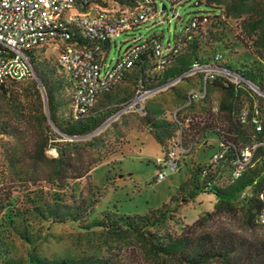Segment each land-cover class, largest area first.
<instances>
[{"label":"trees","instance_id":"16d2710c","mask_svg":"<svg viewBox=\"0 0 264 264\" xmlns=\"http://www.w3.org/2000/svg\"><path fill=\"white\" fill-rule=\"evenodd\" d=\"M105 1L107 0H97V4L103 6ZM113 1L119 4L121 10L133 11V7L137 4L136 0ZM200 3H205L210 7L214 5L213 7L217 8L212 7V10L193 16L199 20L196 33L186 43L182 52L174 57L167 69L161 73L157 72L151 58L152 52L148 51L142 55L122 82L101 94L97 102L102 96H107L110 100L109 93L134 74H139L136 81L140 86H143L144 75L149 72L159 73L163 77L161 84L163 85L189 70L194 60L202 62L201 58L196 57L192 59L191 63L186 64L182 55L189 45L197 41L200 28L210 20L211 13L216 15L214 9H220L227 17L245 16L243 19L244 28L252 43L249 46L247 41L244 40V42L248 47H252L257 56L264 61V0L195 1V4ZM205 18L206 20H204ZM149 38L162 40V36L159 34H153ZM72 39L88 45L92 43L91 40L82 37L79 33ZM113 43L116 46L115 41H106L102 45L98 52L99 58H108ZM45 46H38L29 53L35 72V76L29 77V87L32 90L30 94L14 92V90L6 87L7 83L17 81H8L0 86V97L7 99V102L12 106L10 110L0 108V133H10L13 130L22 132L25 126L31 124L34 117H37L41 124H45L48 132L41 138H36L31 150H25L23 153L25 160L30 161L34 167L29 181L35 186L43 182L52 183L62 191L58 193L38 190L35 196L29 198L31 204L28 209L36 217L45 220L65 221L71 219L81 221L89 217L97 199L91 198V196L85 197L82 192L78 198L73 194L68 196V193L63 192V190L66 191V188L71 187L70 181L73 179L92 178V170L114 150H103V143L98 136L82 141L70 139L63 142L58 141V139L65 138L64 136L81 137L91 134L103 124L107 116L106 114L103 116L91 114L95 106L85 114H78L75 111L73 94L77 88V83L59 65L58 57L56 62L52 63L37 56V53ZM220 64L232 70L229 64ZM232 71L244 78L239 85L233 84L222 76H217L207 82L205 98L200 100L206 104L203 118L200 119L194 114L183 115L181 114L182 108L177 111L175 116V111L166 113L162 105L153 103L147 104V112L144 116V122L149 132L161 146L163 156L168 152L171 145L178 143L181 126L183 131L182 142L187 148L194 146L201 136L210 133L217 137L213 151L217 149L219 141L230 143V150L224 160L213 162L211 159L212 152L208 161L191 163L189 168L191 170L189 178L196 181H194L195 190L192 198L199 191H213L216 200L212 210L200 213L193 223H185L179 230L172 225L175 216L170 213L166 203L161 207L149 209L145 213H119L104 210L101 217L86 227L88 230L92 227L100 228L99 231L93 230L92 233H98L100 237L104 238V250L107 254L82 256L80 258L65 257L54 260L35 255L31 258L32 263L132 264L131 262H134L141 264L139 259L126 261L121 257V248L124 245L128 247L131 245L133 248L129 254L130 258L135 256L138 258L136 253L138 251L135 248H140L148 257L153 259L154 264H210L216 260L223 264H264V238L251 239L221 220L223 217L232 219L238 217L243 224L249 228H254L258 226L264 213V145H259L256 148L252 164L243 171L241 176H233L231 164L232 159L239 154L242 148L264 141V127L261 131H256L253 124H244L240 120L242 109L248 107L251 114L255 110L258 111L264 124V104L250 105L246 103L244 90L247 91V89L243 84L247 83L254 91L258 92L255 89L258 88L264 93V66L255 64L243 70L233 69ZM186 78L189 77H182V80ZM40 84L43 85L47 95L49 117L60 135L50 125L46 124L48 121L50 123V120L46 110H43L45 100ZM201 86L202 75L199 87ZM215 90L221 92L218 112H214L212 109L214 102L211 94ZM62 91H68L70 96L68 114H65L66 102L61 98ZM262 96L264 99V95ZM178 120L182 122V125ZM50 145L57 146V156L50 157L46 154V148ZM185 155L180 161L178 171L183 169L184 164H186ZM246 189H250V193L243 195ZM14 190L8 184H0V213L5 209L7 201L13 196ZM67 196L72 200L71 204L66 203ZM109 239L118 242L120 246H118L120 249L118 252L115 253L111 250L113 246L109 243Z\"/></svg>","mask_w":264,"mask_h":264},{"label":"rangeland","instance_id":"374dc122","mask_svg":"<svg viewBox=\"0 0 264 264\" xmlns=\"http://www.w3.org/2000/svg\"><path fill=\"white\" fill-rule=\"evenodd\" d=\"M195 1L185 0L177 4L170 0L163 2L159 0L160 8L163 3L167 6L164 21L142 23L133 30L123 32L116 38V46L113 43L107 63L116 60L119 51L127 46L126 39L129 36H141L142 39H146L153 34H159L162 36L163 44L169 42L173 45L176 34L181 32L182 25L191 17L217 8L213 7L214 5L212 8L205 3L195 4ZM105 2L103 6L110 10L119 8V4L113 0ZM214 10L216 15L211 13L210 20L200 28L197 41L184 51L182 57L186 64L191 63L193 58L199 57L205 64L227 63L232 70H243L255 64L264 66V61L257 56L254 49L244 42V40L247 41L249 46L252 43L244 28L245 16L232 18L225 16L220 9ZM59 45V42L50 43L41 49L37 56L55 63ZM138 76L139 74L129 76L111 91L110 100L107 96L99 99L91 114L96 116L106 114L107 117L94 132L84 137L64 136L65 138L58 139L61 142L66 139L82 141L98 136L103 143V150H114L92 170V178L73 179L70 181L71 187L66 188V191L63 190L68 193V196L73 194L78 198L82 192L85 197L91 196L97 199L93 211L84 220H45L36 217L28 209L31 204L29 198L35 196L38 190L58 193L62 191L52 183L43 182L35 186L29 181L34 167L30 161L25 160L23 153L25 150H31L36 138H41L48 132L45 124H41L37 117H34L31 124L25 126L22 132L13 130L10 133H0V184H8L15 189L5 209L0 213V264H33L31 258L35 255L54 260L107 254L104 250V238L98 233H92L93 230L99 231L100 228L92 227L88 230L86 227L101 217L104 210L119 213H145L149 209L161 207L166 203L170 213L175 216L172 225L179 230L183 224L193 223L200 213L213 209L216 199L213 191H199L192 198L196 181L189 178L191 172L189 168L191 163L208 161L216 145L217 137L212 133L201 136L186 153L184 158L186 164L183 169L158 181L156 180L157 163L163 157V152L158 142L153 137L147 136L149 129L144 122L149 103L162 105L166 113L180 108L187 92L193 87H199L201 73L171 83L169 86L156 88L147 94L144 101L123 109L140 91L152 89L163 83L162 75L149 72L144 75L145 82L143 86H140L136 81ZM29 81L30 78L9 82L6 87L14 92L30 94L32 90L29 87ZM243 84L247 89V91L244 90L245 102L250 105L255 103L263 105V96L251 89L249 84ZM61 98L66 102L64 108L65 114H68L70 108L68 91H62ZM211 98L213 102H218L221 92L213 91ZM205 106L204 102L199 101L188 109L182 108L181 114L186 116L194 114L201 119L205 115ZM0 108L10 110L12 106L7 99L1 96ZM43 110L45 111V105H43ZM114 111L116 112L113 113ZM46 124L60 135V132L49 121ZM45 152L48 156L55 157L57 146L50 145ZM249 193L250 189H246L243 195ZM66 203L71 204L72 200L68 197ZM221 220L251 239L264 238V213L258 226L254 228L243 224L238 217L233 219L223 217ZM109 243L113 246L111 249L113 252L120 250L118 242L114 239H109ZM129 246L124 245L121 248L120 255L124 260L139 259L141 264H154L153 259L140 248H135L138 252L133 251L138 254V258L136 256L130 258L129 254L133 247ZM210 264L223 263L216 260Z\"/></svg>","mask_w":264,"mask_h":264},{"label":"built area","instance_id":"2783aa9c","mask_svg":"<svg viewBox=\"0 0 264 264\" xmlns=\"http://www.w3.org/2000/svg\"><path fill=\"white\" fill-rule=\"evenodd\" d=\"M158 1L136 0L134 10L129 11L120 8L110 10L97 4V0H0V86L8 81H22L35 76L30 51L38 46L59 42L58 63L77 83L73 94L75 111L78 114L87 113L95 106L101 94L122 82L142 55L151 51L155 70L161 73L193 38L199 24L196 17L182 25L173 45L169 42L163 44L159 39H142L141 36L133 35L126 39L127 46L119 51L114 62L108 64L107 58H99L98 52L106 41L116 42V38L123 32L133 30L142 23L163 22L167 6L163 3L165 8L163 5L160 8ZM170 1L179 4L185 0ZM78 33L92 43L88 45L76 39L71 40ZM197 73L202 75V86L193 87L187 92L175 116L181 108H187L205 98L209 80L222 76L235 85L244 80L240 74L221 64H205L194 60L189 70L157 88L169 86L181 81L182 77ZM155 89L140 91L123 109L144 101L147 94ZM212 107L214 112H218V102H214ZM240 120L244 124H253L256 131L264 127L258 111L251 114L248 107L242 109ZM179 123L182 125L181 121ZM182 132L181 126L178 143L171 145L165 156L158 161L156 180L161 181L180 169V161L189 150L183 145ZM259 145H264V141L245 146L232 159L234 177L241 176L252 164L254 152ZM229 150L230 143L219 141L211 155L212 161L224 160Z\"/></svg>","mask_w":264,"mask_h":264},{"label":"water","instance_id":"95a60500","mask_svg":"<svg viewBox=\"0 0 264 264\" xmlns=\"http://www.w3.org/2000/svg\"><path fill=\"white\" fill-rule=\"evenodd\" d=\"M163 8H165V5H163ZM40 86H41V89H42V92H43V95H44V100H45V110H46V113H47V116H48V118H49V120H50V123L55 127V125L52 123V121H51V119H50V117H49V113H48V103H47V95H46V92H45V89H44V87H43V85L42 84H40ZM259 93H261L262 95H264V93L261 91V90H259L258 88H255ZM56 128V127H55ZM81 137H84V136H81Z\"/></svg>","mask_w":264,"mask_h":264},{"label":"crops","instance_id":"0c3cea01","mask_svg":"<svg viewBox=\"0 0 264 264\" xmlns=\"http://www.w3.org/2000/svg\"><path fill=\"white\" fill-rule=\"evenodd\" d=\"M147 136H149V137H151V138L153 137V136H152V134H151L150 132H149V133H147ZM153 138H154V137H153ZM205 143L209 144V142H208V141H205ZM160 147H161V146H160ZM128 150H130V151H131V149H128ZM212 152H213V150H212ZM212 152H211V153H212ZM127 156H128V155H127ZM158 159H160V158H158ZM215 200H216V199H215Z\"/></svg>","mask_w":264,"mask_h":264}]
</instances>
